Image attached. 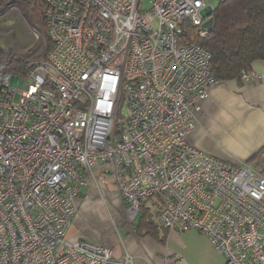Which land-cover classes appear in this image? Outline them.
Returning <instances> with one entry per match:
<instances>
[{
    "label": "built area",
    "instance_id": "built-area-1",
    "mask_svg": "<svg viewBox=\"0 0 264 264\" xmlns=\"http://www.w3.org/2000/svg\"><path fill=\"white\" fill-rule=\"evenodd\" d=\"M43 1L45 55L25 71L0 60V264L131 263L68 234L81 188L106 176L130 216L153 198L164 226L202 231L223 264H264V172L188 142L222 80L187 30L206 36L215 6Z\"/></svg>",
    "mask_w": 264,
    "mask_h": 264
},
{
    "label": "crops",
    "instance_id": "crops-1",
    "mask_svg": "<svg viewBox=\"0 0 264 264\" xmlns=\"http://www.w3.org/2000/svg\"><path fill=\"white\" fill-rule=\"evenodd\" d=\"M251 77L223 80L210 89L196 112L188 142L239 164L264 154V58L247 70ZM90 178L75 198L68 234L108 245L121 264H223L224 256L200 230L164 226L159 203L150 198L133 216L112 178Z\"/></svg>",
    "mask_w": 264,
    "mask_h": 264
},
{
    "label": "trees",
    "instance_id": "trees-1",
    "mask_svg": "<svg viewBox=\"0 0 264 264\" xmlns=\"http://www.w3.org/2000/svg\"><path fill=\"white\" fill-rule=\"evenodd\" d=\"M6 4H17L32 23L45 25L43 0H0V8ZM212 16L213 27L206 36H199L193 27L187 30V36L209 49L212 72L217 77L222 81L240 80L243 70H249L255 60L264 58V0L218 1ZM49 46L50 42L33 58L44 56ZM30 61L22 54L9 52L5 62L25 71ZM141 206L144 207V201Z\"/></svg>",
    "mask_w": 264,
    "mask_h": 264
},
{
    "label": "rangeland",
    "instance_id": "rangeland-1",
    "mask_svg": "<svg viewBox=\"0 0 264 264\" xmlns=\"http://www.w3.org/2000/svg\"><path fill=\"white\" fill-rule=\"evenodd\" d=\"M214 6L218 0H207ZM45 18V17H44ZM37 23V22H36ZM49 40L42 26L32 23L25 16L20 6L17 4H6L0 8V60L6 61L8 53L22 54L25 58L33 60L35 56L42 53L47 47ZM40 58V57H39ZM26 80L21 78L17 83V88H23ZM258 167L264 172V154L255 158ZM94 181H97L94 179Z\"/></svg>",
    "mask_w": 264,
    "mask_h": 264
},
{
    "label": "water",
    "instance_id": "water-1",
    "mask_svg": "<svg viewBox=\"0 0 264 264\" xmlns=\"http://www.w3.org/2000/svg\"><path fill=\"white\" fill-rule=\"evenodd\" d=\"M213 22H214V18H213V16H210L207 20H206V22L203 24V28L204 29H212V27H213ZM16 80V79H15Z\"/></svg>",
    "mask_w": 264,
    "mask_h": 264
}]
</instances>
